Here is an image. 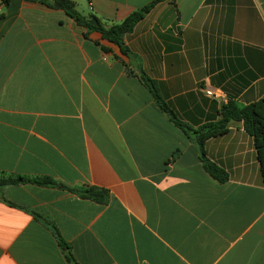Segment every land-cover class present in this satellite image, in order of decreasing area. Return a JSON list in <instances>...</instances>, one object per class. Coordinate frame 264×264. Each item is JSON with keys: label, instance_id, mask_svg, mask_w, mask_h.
<instances>
[{"label": "crops", "instance_id": "1", "mask_svg": "<svg viewBox=\"0 0 264 264\" xmlns=\"http://www.w3.org/2000/svg\"><path fill=\"white\" fill-rule=\"evenodd\" d=\"M51 2V0H46ZM103 25L151 0H70ZM131 56L62 9L0 5V170L56 184L0 190V264H264V185L240 121L204 141L227 179L156 106L213 122L264 94V0H158L122 36ZM177 153L170 160L173 152ZM91 185L105 203L67 189ZM37 214L38 216H36Z\"/></svg>", "mask_w": 264, "mask_h": 264}, {"label": "trees", "instance_id": "2", "mask_svg": "<svg viewBox=\"0 0 264 264\" xmlns=\"http://www.w3.org/2000/svg\"><path fill=\"white\" fill-rule=\"evenodd\" d=\"M9 0H0V5H6ZM45 4L48 7L62 9L76 24L93 29L100 33L103 39H106L119 48V51L125 57H130V51L124 45L122 36L132 30L134 24L140 20L158 0H151L142 6L131 10L122 20L103 25L94 16H82L75 8L70 0H35ZM95 19V24H90L89 19ZM138 79L143 86L149 91L156 106L166 115V117L192 142L197 151V157L204 171L214 178L218 183H222L227 179L226 172L213 161L209 160L204 153V141L210 137L222 134L226 131L227 126L232 121H240L243 130L251 136L252 144L255 152V158L258 162V168L262 183L264 185V94L258 99L242 106H237L231 101L221 104L218 117L213 122L203 123L197 127H191L174 114L164 100L158 94L154 82L141 69L138 73ZM176 151L170 156V160L175 158ZM22 183H33L40 186H52L55 181L48 176H28L25 174L9 173L0 170V190L6 185H16ZM68 190L76 193L81 198L90 199L97 203H105L108 199V193L103 188L91 185L82 186L80 188H69ZM38 216L37 214H35ZM40 217V216H38ZM45 225L49 226L56 243L62 250L65 260L69 264H77L74 260L71 248L66 243L56 227L50 220L42 218Z\"/></svg>", "mask_w": 264, "mask_h": 264}, {"label": "built area", "instance_id": "3", "mask_svg": "<svg viewBox=\"0 0 264 264\" xmlns=\"http://www.w3.org/2000/svg\"><path fill=\"white\" fill-rule=\"evenodd\" d=\"M201 90L206 96L219 98L223 103H226V99L220 92H218L217 89L211 88L209 86H202Z\"/></svg>", "mask_w": 264, "mask_h": 264}, {"label": "water", "instance_id": "4", "mask_svg": "<svg viewBox=\"0 0 264 264\" xmlns=\"http://www.w3.org/2000/svg\"><path fill=\"white\" fill-rule=\"evenodd\" d=\"M89 23H90V24H95V23H96V20L93 19V18H92V19H89Z\"/></svg>", "mask_w": 264, "mask_h": 264}]
</instances>
